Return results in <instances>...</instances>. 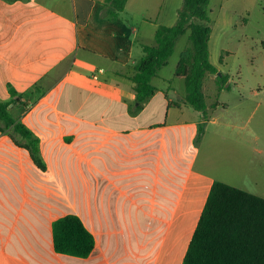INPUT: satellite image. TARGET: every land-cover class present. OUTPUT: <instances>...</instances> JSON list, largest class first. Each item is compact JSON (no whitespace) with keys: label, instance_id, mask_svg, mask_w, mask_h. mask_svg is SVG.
I'll return each instance as SVG.
<instances>
[{"label":"crops","instance_id":"obj_1","mask_svg":"<svg viewBox=\"0 0 264 264\" xmlns=\"http://www.w3.org/2000/svg\"><path fill=\"white\" fill-rule=\"evenodd\" d=\"M104 2L0 0V101L11 102L12 115L33 138L0 122V264H128V241L113 231L108 214L115 209L122 229L119 212L130 211L121 201L126 183L135 189L128 202L157 214L144 226L142 244L155 243L167 219L157 261L178 264L171 256L183 226H173L187 222L205 178L194 168L196 144L211 126L218 135L233 127L208 106L202 113L186 104V93L160 74L152 79L155 95L137 103L130 78L143 45L155 46L157 29L176 24L183 0H128L125 16L115 20L101 16ZM243 5L233 14L229 0L210 1L213 65L214 30L220 27L221 39L249 16L254 0ZM217 69L216 76L223 74ZM185 175L176 199V180ZM101 196L110 209L99 207ZM69 214L95 238L86 258L55 250L53 223Z\"/></svg>","mask_w":264,"mask_h":264},{"label":"rangeland","instance_id":"obj_2","mask_svg":"<svg viewBox=\"0 0 264 264\" xmlns=\"http://www.w3.org/2000/svg\"><path fill=\"white\" fill-rule=\"evenodd\" d=\"M229 3L228 8L233 14L241 12L244 7V0H229ZM244 18L248 20L247 25L243 24ZM220 34V27L215 28L211 55L214 65L227 76V82L225 87L221 88L218 77L211 75L212 77L205 79L203 91L209 108L208 113L223 115V121L233 127L223 128L222 135H218L211 126L206 137L196 144V148L199 145L200 153L195 160L194 168L203 172L205 178L201 180L199 192L192 203L188 216L192 219L188 222V218L186 223L185 221L180 223L181 218L173 226V229L183 226L179 228L181 234L178 237L174 255L171 256L172 260L176 258L178 264H182L200 217V210L204 208L213 182L220 181L264 197V0H254L250 15L246 14L243 18H238L233 28L221 39L217 38ZM190 46L188 32L178 39L169 64L158 72L161 77L173 79V88L182 95L186 93L185 80L183 77H175V73L181 52ZM258 103L260 106L257 107ZM204 157L207 158L206 164L203 162ZM86 180L81 173L82 193L85 191ZM185 181L186 175L178 176L176 199L184 193ZM132 186V183H126L122 188L126 191V196L121 201L126 202L127 207L130 208V211L119 212L122 229L117 227L118 214H115L117 213L115 209L108 212L112 214V221H114L113 231L122 230L120 237H125L128 241V264H162L161 260L157 261V255L160 252L163 234L168 231V220H165L159 235L154 238L155 243L144 246L142 244L146 236L144 226L149 221H154L157 214L149 207L140 210L139 206L128 202L127 197L132 196L135 191ZM102 187L101 184V191ZM99 200L102 202V206L99 205V207L110 209L104 196H101ZM167 247L168 245L165 248Z\"/></svg>","mask_w":264,"mask_h":264},{"label":"trees","instance_id":"obj_3","mask_svg":"<svg viewBox=\"0 0 264 264\" xmlns=\"http://www.w3.org/2000/svg\"><path fill=\"white\" fill-rule=\"evenodd\" d=\"M210 1L183 0L176 24L157 29L155 46L143 45L144 56L130 78L139 106L155 95L152 79L168 64L178 39L189 32L191 46L181 54L175 75L185 80L184 102L196 111L206 112L204 81L208 74L219 73L210 60ZM127 2L105 0L101 16L111 20L125 16ZM217 77L220 87H225L227 76ZM10 103L0 101V122L33 140L31 132L12 115ZM32 151L38 162L36 151ZM53 236L55 250L61 254L86 258L95 248L93 234L74 214L54 221ZM182 264H264V197L213 182Z\"/></svg>","mask_w":264,"mask_h":264},{"label":"built area","instance_id":"obj_4","mask_svg":"<svg viewBox=\"0 0 264 264\" xmlns=\"http://www.w3.org/2000/svg\"><path fill=\"white\" fill-rule=\"evenodd\" d=\"M103 70L102 69H100V70H98V72L97 73H95L94 75H93V78L94 79H97V77H98V73H101Z\"/></svg>","mask_w":264,"mask_h":264}]
</instances>
